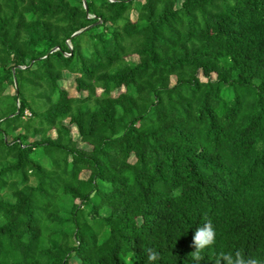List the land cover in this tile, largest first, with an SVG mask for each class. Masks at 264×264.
I'll use <instances>...</instances> for the list:
<instances>
[{
  "label": "trees",
  "instance_id": "obj_1",
  "mask_svg": "<svg viewBox=\"0 0 264 264\" xmlns=\"http://www.w3.org/2000/svg\"><path fill=\"white\" fill-rule=\"evenodd\" d=\"M149 247L264 259V0H0V264Z\"/></svg>",
  "mask_w": 264,
  "mask_h": 264
},
{
  "label": "clouds",
  "instance_id": "obj_2",
  "mask_svg": "<svg viewBox=\"0 0 264 264\" xmlns=\"http://www.w3.org/2000/svg\"><path fill=\"white\" fill-rule=\"evenodd\" d=\"M190 228V227H189ZM216 229L211 220H205L202 224L194 228L192 242L194 245L193 255L199 260L201 254L206 251L210 246L215 244ZM147 261L155 262L159 257L158 251L153 248H146ZM134 253H129V264H133ZM212 264H264V259H257L254 257H245L241 251L234 252H220L212 262Z\"/></svg>",
  "mask_w": 264,
  "mask_h": 264
},
{
  "label": "rangeland",
  "instance_id": "obj_3",
  "mask_svg": "<svg viewBox=\"0 0 264 264\" xmlns=\"http://www.w3.org/2000/svg\"><path fill=\"white\" fill-rule=\"evenodd\" d=\"M133 16H134V13H133ZM130 59L135 60V59H136V56H135V55H131V56H130ZM199 76H200L201 79L204 80V77H203L201 74H200ZM171 82H172V83L174 82V79H173V78L171 79ZM60 84H61V86H62L64 89L67 90V92L69 93L70 96H78V95H81V93H78V92L75 90V87H74V75L69 74V73H65V74H64V79L61 80ZM6 91L9 92V93H14V92H15V86H14V85L9 86V87L7 88ZM82 94H83V93H82ZM27 113H28V112H27ZM27 113H26V114H27ZM27 115H28V114H27ZM70 129H71L72 137H73L74 139H77L78 136H77V133H76L75 127H74L73 125H71V126H70ZM49 135L52 136V137H54V136H55V132H54L53 130H50V131H49ZM78 145H79V146H82V147L85 146V145H84L83 143H81V142H78ZM87 175H88V171H82L81 174H80L81 177H87ZM126 260H127V261H126L127 264H129V260H128V258H127ZM70 261H71L72 263H78V258H76V257H72V258L70 259ZM133 264H136L135 261H133Z\"/></svg>",
  "mask_w": 264,
  "mask_h": 264
},
{
  "label": "water",
  "instance_id": "obj_4",
  "mask_svg": "<svg viewBox=\"0 0 264 264\" xmlns=\"http://www.w3.org/2000/svg\"><path fill=\"white\" fill-rule=\"evenodd\" d=\"M84 7L86 8V4H85V2H84ZM81 30H79V31H77V32H75L74 34H77V33H79ZM14 85H15V87H16V85H17V83H16V78L14 77ZM16 95H18V91L16 90ZM18 112V109L16 110V113Z\"/></svg>",
  "mask_w": 264,
  "mask_h": 264
},
{
  "label": "built area",
  "instance_id": "obj_5",
  "mask_svg": "<svg viewBox=\"0 0 264 264\" xmlns=\"http://www.w3.org/2000/svg\"><path fill=\"white\" fill-rule=\"evenodd\" d=\"M25 113H27V111ZM27 114H29V113H27Z\"/></svg>",
  "mask_w": 264,
  "mask_h": 264
}]
</instances>
